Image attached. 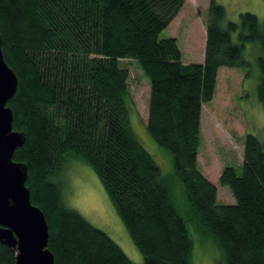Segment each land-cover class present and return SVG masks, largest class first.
Masks as SVG:
<instances>
[{
    "label": "trees",
    "instance_id": "obj_1",
    "mask_svg": "<svg viewBox=\"0 0 264 264\" xmlns=\"http://www.w3.org/2000/svg\"><path fill=\"white\" fill-rule=\"evenodd\" d=\"M186 0H0L3 58L17 88L7 105L24 143L13 160L27 165L30 201L44 214L55 264H136L103 230L67 206L63 172L86 163L100 180L142 264H191L187 220L219 247V264H264V141L246 134L240 171L225 166L219 182L232 204L200 170L201 109L213 99L218 70L247 71L246 43L264 51V18L244 12L221 22L225 9L209 0L203 63H183L175 37L160 33ZM238 31L239 43L231 33ZM134 59L149 80L146 130L172 156L185 215L152 156L130 125L129 70ZM256 94L264 108V56ZM248 72L245 73V76ZM16 248L0 243V264Z\"/></svg>",
    "mask_w": 264,
    "mask_h": 264
},
{
    "label": "rangeland",
    "instance_id": "obj_2",
    "mask_svg": "<svg viewBox=\"0 0 264 264\" xmlns=\"http://www.w3.org/2000/svg\"><path fill=\"white\" fill-rule=\"evenodd\" d=\"M225 9L221 22L239 21L244 12L264 18V0H215ZM209 0H186L184 6L160 33V38L175 37L181 50L183 63H203L206 39V20ZM234 43H239L238 31L231 33ZM264 51L257 43H246L242 58L249 65L247 71L234 67L218 70L213 99L203 103L201 109V140L198 165L201 172L217 187V202L232 204L235 198L227 185L219 182L222 169L231 165L240 171L243 161V143L246 134L264 141V108L256 94L262 71L258 58ZM129 70L128 90L131 110L130 125L133 133L152 156L162 174L169 179L173 199L185 215L186 204L181 186L173 177L172 156L158 146L146 130L148 116L149 80L134 59L120 60ZM248 75L245 76V73ZM18 131V130H16ZM63 196L67 206L80 213L93 226L103 230L136 264L143 256L132 242L125 226L116 214L104 188L94 171L84 162L71 159L63 172ZM192 237L191 264H219L222 260L216 242L203 236L187 220Z\"/></svg>",
    "mask_w": 264,
    "mask_h": 264
},
{
    "label": "water",
    "instance_id": "obj_3",
    "mask_svg": "<svg viewBox=\"0 0 264 264\" xmlns=\"http://www.w3.org/2000/svg\"><path fill=\"white\" fill-rule=\"evenodd\" d=\"M17 83L15 72L3 58L0 36V243L16 248L15 264H55L47 247L46 218L31 203L25 185L27 165L12 158L25 140L23 131L13 129L12 109L7 105Z\"/></svg>",
    "mask_w": 264,
    "mask_h": 264
},
{
    "label": "crops",
    "instance_id": "obj_4",
    "mask_svg": "<svg viewBox=\"0 0 264 264\" xmlns=\"http://www.w3.org/2000/svg\"><path fill=\"white\" fill-rule=\"evenodd\" d=\"M220 69V68H219Z\"/></svg>",
    "mask_w": 264,
    "mask_h": 264
}]
</instances>
